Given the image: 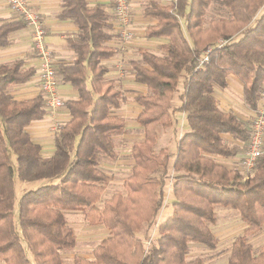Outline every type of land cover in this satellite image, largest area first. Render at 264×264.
<instances>
[{"label": "trees", "instance_id": "16d2710c", "mask_svg": "<svg viewBox=\"0 0 264 264\" xmlns=\"http://www.w3.org/2000/svg\"><path fill=\"white\" fill-rule=\"evenodd\" d=\"M215 2L227 16L206 24ZM144 14L157 21L147 27L146 37L168 41L160 54L139 49L141 59L133 62L136 81L150 90L136 98L143 107L137 121L144 136L132 146L126 192H116L102 206L113 178L101 168V158L117 159L115 136L126 130V120L114 112L123 92L106 78L103 63L117 54L108 44L113 38L108 11L86 0H62L58 17L72 20L79 32L66 40L75 50L74 61L57 72L78 97L65 103L71 118L60 126L48 160L27 131L33 120L50 112L43 97L18 101L9 92L10 85L29 80L35 68L24 59L0 64V264H64L63 252L78 245L65 210L80 211L90 225L110 231L94 248L93 258L77 254L73 264H206L202 257L187 255L191 241L217 247L210 226L217 222L216 205L237 210L247 224L233 241L228 264H264V248L255 253L248 241L264 228V154L247 177L216 161L215 156L234 157L241 148L223 134L247 142L250 122L221 109L214 96V89L226 88L234 74L244 84L246 104L257 107L264 87V0H151ZM24 26L22 20L1 24L0 47L8 46L10 33ZM220 40L227 42L218 46ZM210 47L209 62L198 68L201 53ZM184 74L180 104L173 107ZM176 111L185 114L189 129L179 139L173 161L172 211L147 249L137 232L160 214L170 175L168 149L155 151L158 129L170 127ZM16 178L48 181L23 193L17 213Z\"/></svg>", "mask_w": 264, "mask_h": 264}, {"label": "crops", "instance_id": "0c3cea01", "mask_svg": "<svg viewBox=\"0 0 264 264\" xmlns=\"http://www.w3.org/2000/svg\"><path fill=\"white\" fill-rule=\"evenodd\" d=\"M27 1L30 3L31 9L37 11L40 14V17L45 24V29H46L45 43L46 46L52 51L54 55L56 68H58L60 65L71 64L75 59L76 53L74 49L68 46L66 40L68 37H73L77 35L79 32V28L72 20H62L58 17L59 13L62 11V0H27ZM86 1L88 5L91 7L96 5H100L104 7L108 11L111 17V24H113L112 26L113 38L108 40V44L117 49V54L114 55L113 57L103 60V63L108 68L106 78L114 80L115 83H121L123 87L139 88L140 91L138 95L134 97V101L141 108L139 112L140 114L143 110V107L141 104L137 102L136 98L139 95L148 94L147 90H149V88L147 87V85L145 86V84L143 85L142 83L136 81L134 70L130 68L127 62L125 61L126 60L125 56L127 54L125 49L127 48L130 51V49H133L135 46H140V43L160 45L162 47V45L168 41L164 37L162 38L146 37L147 27L157 22L154 18L148 17L144 14L145 6L151 0L130 1L131 30L133 32V38L127 41H124L119 35L118 31L115 29L114 26L115 18H114L112 0H86ZM18 20L24 21L17 12L11 9L7 0H0V25L6 22H12ZM24 23H25L24 27L10 33L9 35L10 44L5 47H0V64L11 63L18 59H24L26 61L25 65L27 67L32 66L35 68V73L29 80L22 83H15L9 86L10 94L13 96L14 99L18 101L29 100L36 98L38 96H42L39 91V87L37 85V80H36V74L40 66V58L37 50L34 48V39L32 36L31 29L25 21ZM141 48H145V47H141ZM227 81H228V86L226 88L214 89V96L218 99L220 108L225 111H233L240 118L249 122L253 114V109H251L245 102L243 82L234 74L229 75ZM141 88H143L146 91L143 92V89ZM58 90H59V94L62 96L65 103L68 100L76 99L78 97V91L70 83L63 82L60 79V77H59ZM49 111L51 112V110ZM66 112L65 114H68L67 117V121H68L71 118V115L69 110ZM126 127H127V122H126ZM52 128H53V123H52V117L50 115H47L42 119L33 120L27 126V131L29 132L31 139L35 143L41 146V154L44 160L50 159L55 153V138L53 132H51ZM223 137L226 140H228L230 143L240 145L241 148L238 154L234 157L215 156L216 161L219 164H222L229 169L241 170L240 161L244 155L246 142H240L234 139L233 136L229 134H223ZM16 184L17 183L15 180V191L17 186ZM171 191H172V196L170 197H174L173 183L171 186ZM15 197H16V193H15ZM168 198H166L164 207L165 205H167V203H169ZM20 199L21 196H19L18 199L16 200V204H17L16 213L18 211V203ZM163 216L162 214L160 215L159 222H161ZM239 217L241 219L240 214ZM241 221L243 224H245V226H247V224L242 219ZM95 226L104 227L103 225H95ZM155 227L154 229H157L158 226L156 228ZM106 230H107L106 233L109 235L110 231L107 228ZM74 249H72V256L70 254L68 256L66 255V258H68L69 263L71 260L73 261L74 257L77 255V253L73 251ZM87 258H93V251L91 256Z\"/></svg>", "mask_w": 264, "mask_h": 264}, {"label": "rangeland", "instance_id": "374dc122", "mask_svg": "<svg viewBox=\"0 0 264 264\" xmlns=\"http://www.w3.org/2000/svg\"><path fill=\"white\" fill-rule=\"evenodd\" d=\"M159 1L164 4H169L171 2V0ZM221 16H227V13L223 10L219 2H215L208 8L205 23L208 24L211 18H217ZM182 25L185 28L184 20H182ZM237 36L240 37V33ZM237 36H235L234 39H237ZM141 47H145L148 50L158 54L162 53L160 45L140 43V46H135L133 49H130V51L126 48L125 51L127 54L125 56V61L132 69L133 62L139 61L141 59L139 53V48ZM185 76L186 75L184 74L180 79L179 88L173 99V107H176L180 104L179 97L184 91ZM116 85L123 91L124 100L121 104V107L114 110V112L126 119L127 127L122 134L115 136L118 158L116 160H110L105 157L101 158V168L104 169V171H106V173L113 179L110 184L107 185L102 199L99 202V206H102L104 201L111 198L116 192H126L124 181L131 174L132 167L134 165V159L131 155L132 146L136 141L142 139L144 136L142 127L137 121V116L141 108L134 101V97L138 95L140 91L139 88L123 87L121 83H116ZM144 91L146 90L143 89V92ZM147 91L148 93L150 92L149 90ZM66 111H68V109L65 106L62 109H57L47 114L52 117L53 128L51 129V132H53L54 138L56 137L60 126L67 121L68 114H65ZM188 129L189 127L187 125L185 114L177 111L174 112L173 124L170 127L163 128L160 126L158 129L159 138L155 146V151L159 153L162 149L167 148L170 154V175L167 178L166 184L164 186L165 202L166 198L169 197V203H167V205L162 208L160 214L150 224H145L143 229L137 232V235L143 239L147 249L152 243H154L157 237L158 230L154 229V227L159 225L160 215H164L161 220L162 222L172 211L174 197H170L172 196L171 186L173 183V177L176 174L172 169L173 161L175 159L178 141L188 131ZM14 160L15 159L13 157V161ZM241 171H243L245 177L251 173L246 172L243 168H241ZM53 181H59V178ZM46 182L48 181L43 179L35 181H22L19 179L17 180L16 178V200L19 196H22L25 190L27 191L30 189H35ZM215 210L217 213V222L216 224H210V226L218 238L217 247L215 249H211L200 242L191 241V244H189V253L187 255L188 259L202 257L206 264H228L227 259L231 253L233 241L238 235L244 232L247 226L242 223L237 210L221 205H216ZM65 216L68 223L73 226L76 231L78 245L73 251L77 254L90 257L97 244L103 238L109 236L106 233V228L90 225L80 211L65 210ZM248 241L253 245L255 253L260 252L264 248V228L261 231L250 235L248 237ZM69 254L72 256V250L63 252L62 256L64 258V264H73L72 260L69 263L68 258H66V255L68 256ZM28 255L31 258L29 253Z\"/></svg>", "mask_w": 264, "mask_h": 264}, {"label": "built area", "instance_id": "2783aa9c", "mask_svg": "<svg viewBox=\"0 0 264 264\" xmlns=\"http://www.w3.org/2000/svg\"><path fill=\"white\" fill-rule=\"evenodd\" d=\"M131 0H112L114 10V26L124 41L133 38L131 30ZM11 9L17 12L30 27L34 39V48L40 58V66L36 74L37 85L43 97L44 106L55 111L65 106V101L59 94V76L55 65L54 55L46 46V29L40 14L31 9L27 0H7ZM226 40L218 41L222 46ZM210 47L201 53L197 67H203L209 62ZM250 122V136L246 142L244 155L240 161V167L246 172H252L259 158L264 154V87L259 94L257 107L253 109Z\"/></svg>", "mask_w": 264, "mask_h": 264}]
</instances>
